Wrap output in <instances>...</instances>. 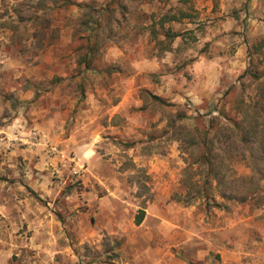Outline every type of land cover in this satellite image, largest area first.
Instances as JSON below:
<instances>
[{
  "label": "rangeland",
  "instance_id": "1",
  "mask_svg": "<svg viewBox=\"0 0 264 264\" xmlns=\"http://www.w3.org/2000/svg\"><path fill=\"white\" fill-rule=\"evenodd\" d=\"M71 1L0 0V264H264V206L182 200L169 128L254 98L264 0H124V17ZM86 5L95 71L78 62Z\"/></svg>",
  "mask_w": 264,
  "mask_h": 264
},
{
  "label": "trees",
  "instance_id": "2",
  "mask_svg": "<svg viewBox=\"0 0 264 264\" xmlns=\"http://www.w3.org/2000/svg\"><path fill=\"white\" fill-rule=\"evenodd\" d=\"M63 5H74L71 0H63ZM82 7L81 26L89 35L78 37L83 45L78 49L79 65L84 70L95 71L94 64L101 49L99 38V21L92 18L94 15ZM124 17L128 13V6L124 0H112L105 8L108 16L115 12ZM36 17L35 19H38ZM96 24V27H90ZM96 28V30H95ZM259 43L254 48L259 50ZM259 48V49H258ZM248 69L242 75L255 85L256 94L254 98L247 99L245 94L236 101L235 115L232 117L223 111L213 115L207 123H200V116L189 120L186 113L178 115L174 121H169L172 139L179 141L184 146L187 155L184 173L186 179L182 181L186 192L188 204L192 201L201 200L208 208H224L225 204L219 203L217 198L224 201L247 204L251 208L261 209L264 206V70H260L259 62L255 64L252 51ZM150 94V93H147ZM159 104L164 101L156 96L150 95ZM183 122V123H180ZM180 123V124H178ZM243 163L250 170L248 175L238 174L233 164ZM199 176V179L196 177ZM226 208V207H225ZM145 211H141L137 217L136 224H142Z\"/></svg>",
  "mask_w": 264,
  "mask_h": 264
}]
</instances>
